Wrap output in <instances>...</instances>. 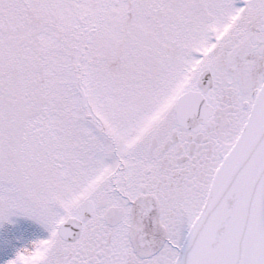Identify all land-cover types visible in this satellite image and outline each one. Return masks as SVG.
<instances>
[{"label":"snow or ice","instance_id":"snow-or-ice-1","mask_svg":"<svg viewBox=\"0 0 264 264\" xmlns=\"http://www.w3.org/2000/svg\"><path fill=\"white\" fill-rule=\"evenodd\" d=\"M0 264H264V0H0Z\"/></svg>","mask_w":264,"mask_h":264}]
</instances>
